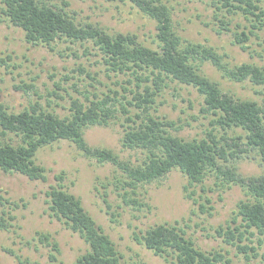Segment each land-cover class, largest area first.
<instances>
[{"label": "rangeland", "instance_id": "rangeland-1", "mask_svg": "<svg viewBox=\"0 0 264 264\" xmlns=\"http://www.w3.org/2000/svg\"><path fill=\"white\" fill-rule=\"evenodd\" d=\"M46 1L64 7L78 23H91L111 34H134L140 42L156 45L155 19L130 0ZM163 1L171 6L178 34L212 46L229 68L243 63L264 67V28L257 31L258 36L250 34L247 41L239 42L232 31L218 32L212 20V8L206 2ZM1 6L0 0V103L9 109L18 111L40 104L64 116L69 113L73 99L85 102L86 95L92 97L94 92L102 94L110 88L121 90L122 84L128 85L127 74L108 71L102 53L92 41L59 38L51 45L28 42L24 30L4 18ZM237 21L249 26L239 16L234 19L233 30ZM200 73L224 92L256 100L264 107V86L250 78L233 79L210 60L200 64ZM166 81L150 112L174 121L171 131L187 139L206 137L210 131L220 140L244 134L240 128L225 130L217 122L218 115L203 110L204 95L196 86L169 78ZM129 107L130 114L139 110ZM127 115L120 113L109 124L85 127L84 137L89 145L111 149L120 159L136 164L145 159L146 151L122 146ZM11 135L14 142L19 141L16 135ZM36 162L46 168L45 181L29 179L16 171H0V214L14 225L0 229V264H20L16 255L21 256L23 264H54L49 255L56 251L40 239V233H48L51 240L57 241L60 249L57 264H72L88 249L78 233L52 215L46 194L52 185L61 184L81 198L85 209L114 241L125 264H170L137 239L141 232L164 222L181 226L203 249L228 248L216 230L233 224L237 203L252 198L241 183L229 184L223 173L207 172L202 183L192 185L186 174L176 168L159 180L132 187L123 168L83 155L73 142L65 139L40 148ZM219 162L235 167L236 173L246 180L264 174V160L248 147L240 156ZM230 250L234 252V248ZM232 257V264H264L260 258L248 263L239 256Z\"/></svg>", "mask_w": 264, "mask_h": 264}, {"label": "trees", "instance_id": "trees-1", "mask_svg": "<svg viewBox=\"0 0 264 264\" xmlns=\"http://www.w3.org/2000/svg\"><path fill=\"white\" fill-rule=\"evenodd\" d=\"M130 1L155 19V46L140 42L134 34H111L91 23H78L64 7L46 0H1L4 18L22 28L28 42L51 45L59 38L90 40L102 53L108 71L128 75V85L122 84L121 90L110 88L102 94L94 92L92 97L86 95L85 102L73 99L69 113L64 116L40 104L14 111L0 103V171H16L29 179L45 181L46 168L36 162L37 151L65 139L73 142L83 155L123 168L127 183L132 187L159 180L175 168L186 174L192 185L202 183L207 172L223 173L229 178L228 183H241L252 197L237 203L233 224L216 230L228 248L203 249L181 226L169 222L149 227L137 239L170 264H232V256H239L248 263L254 258L264 261V174L246 180L236 173L235 167L219 162L240 156L247 147L256 150L264 160V107L256 100L224 92L216 82L200 73V64L210 60L233 79L250 78L263 86L264 67L243 63L229 68L212 46L178 34L171 6L163 0ZM200 1L211 6L213 24L218 32L232 31L239 42L247 41L250 34L258 36L257 31L264 28V0ZM239 16H243L249 26L237 21L233 30L234 19ZM167 78L196 86L204 95L206 107L203 110L218 115L217 122L225 130L240 128L244 134L220 140L210 131L206 137L187 139L171 131L174 121L150 112L156 96L167 85ZM129 106L139 110L130 114ZM120 113L129 114L122 146L145 150L142 162L134 164L120 159L111 149L89 145L84 137L85 127L109 124L118 119ZM11 134L19 141L14 142ZM46 194L52 215L88 244V249L72 264H125L114 241L85 209L80 197L61 184L52 185ZM200 205L206 208L204 203ZM14 206L18 205L14 203ZM12 226L13 223L0 214V229ZM40 239L52 245L56 253H50L49 257L57 264L60 253L57 241L51 240L48 233H40ZM16 257L23 264L21 256Z\"/></svg>", "mask_w": 264, "mask_h": 264}]
</instances>
